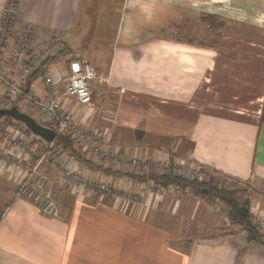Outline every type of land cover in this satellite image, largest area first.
Listing matches in <instances>:
<instances>
[{
  "label": "crops",
  "instance_id": "obj_1",
  "mask_svg": "<svg viewBox=\"0 0 264 264\" xmlns=\"http://www.w3.org/2000/svg\"><path fill=\"white\" fill-rule=\"evenodd\" d=\"M115 1L22 0L15 26L32 24L38 42L57 36L68 53L87 60L101 79L107 76L92 87L99 113L114 102L112 89H146L135 74L147 72L153 122L143 128L131 125L136 117L128 115L124 94L117 117L121 126L141 129L158 144L119 147L120 155L169 166L170 157L184 152L179 154L177 139L185 138L192 144L183 154L189 166L249 186V211L264 215V0H120L118 6ZM95 15L107 23L101 28L98 19L97 37L90 40H111L107 51L75 44L78 27L90 28ZM114 17L115 27L106 29ZM65 66L58 57L46 63L56 75ZM34 83L41 90L38 76ZM63 108L91 132L111 121L75 99L66 100ZM165 140L177 142L167 148ZM71 149L62 161L73 158L89 181L130 195L144 187L145 182ZM39 171L55 182L54 198L64 218L45 216L31 202L13 199L16 184L0 172V264H264V247L246 242L244 232L235 230L220 210L187 190L171 186L162 193L139 194L132 202L101 193L80 200L59 182L53 167L42 164ZM130 173L146 176L143 168ZM225 229L235 234L221 236Z\"/></svg>",
  "mask_w": 264,
  "mask_h": 264
},
{
  "label": "built area",
  "instance_id": "obj_2",
  "mask_svg": "<svg viewBox=\"0 0 264 264\" xmlns=\"http://www.w3.org/2000/svg\"><path fill=\"white\" fill-rule=\"evenodd\" d=\"M21 4L22 0H2L0 5V109L15 106L19 111L25 108L35 112L36 118L26 114L38 124L50 128L55 136L48 143L30 133L18 121L6 124L0 120V172L8 174L16 184L13 199L31 202L45 216L64 218L54 198L55 182L39 171L42 164L53 167L59 182L80 200L101 193L118 195L132 202L139 194H148L147 191L162 193L160 188L154 189L151 184L147 188L144 185L145 188L132 195L126 189L112 190L103 181H89L73 158L69 163L62 161L65 149L56 142L66 137L72 141V147L92 156L107 169L128 172L138 170L140 164L145 165L151 174L170 169L168 164L144 163L139 158L120 155L119 146L110 142L108 130L91 132L70 119L63 108L64 102L75 99L91 107L93 84L101 78L87 60L68 53L57 36H47L38 42L32 24L23 23L16 27ZM55 57L64 59L66 64L65 71L58 72V75L46 67V63ZM36 76L41 79V90L35 86ZM200 168L177 160L172 164L171 172L188 179H200ZM213 207L219 209L218 200ZM248 213L264 237V215Z\"/></svg>",
  "mask_w": 264,
  "mask_h": 264
},
{
  "label": "rangeland",
  "instance_id": "obj_3",
  "mask_svg": "<svg viewBox=\"0 0 264 264\" xmlns=\"http://www.w3.org/2000/svg\"><path fill=\"white\" fill-rule=\"evenodd\" d=\"M120 0H116L114 2V4L116 6H118ZM101 9V8H99ZM82 12H83V8H82ZM99 19V20H98ZM116 19L114 17V23H109L108 26L106 27V29H113L115 27V22H116ZM97 20L100 21V24L99 26H101V28H103V25L105 26L106 23H107V19L105 17H102V18H97V16L95 15L94 18H93V23L91 24L90 28H82L81 26L78 27V32L76 33V41H75V44H77L80 48H90V47H95L96 45L97 46H102L106 51L110 48L112 42L111 40H105L104 42H92L90 39L95 36V38L97 37L95 34H94V31L95 29L98 28L97 26ZM87 24V23H86ZM85 24V26H86ZM83 26V27H85ZM78 34V35H77ZM99 34V33H97ZM102 35V34H101ZM111 34H108L107 32H105V36L106 37H110ZM112 37V35H111ZM72 50H74L75 48H71ZM92 49V48H90ZM96 70V69H95ZM97 72V70H96ZM144 73H147V72H140V75L141 77H138L139 74H135V76H137V78H139L138 80L141 81L140 79L142 80H145V83H146V89H138V88H135V89H124V88H115V89H112L110 94H111V99L112 101H114L113 103H111V105H109V107L106 108V110H100V113H99V108L97 107V104L99 105L100 103L96 102L94 99H93V96L91 97L93 101L90 105H91V110H96L98 111V113L102 116L105 114V116H107L106 118L107 119H111L110 120H106L104 122H106L108 124V126L106 127H103V130H108L109 133L111 131H117L116 135L115 134H112V137H110V142L113 144V146H119V147H124V146H129V145H134L136 143H139V144H146L148 146H152L153 144H158V142L155 141L154 137H152V135H149V134H145L143 132H141V129H132V128H129V127H123L121 126V120L117 117L120 113V109L122 106V104L120 103V95L121 94H124L126 95L127 99L129 100V105H128V108H129V112H128V115L130 116H135L136 119H132L133 121L130 122L131 125H134V126H138L140 128H143V125L144 124H151L152 121V109H153V96H152V80L148 77H146V75L144 76L143 74ZM102 75V74H100ZM139 75V76H140ZM102 79L105 80L107 76H104L102 75ZM101 79V80H102ZM109 79V78H108ZM104 83V82H103ZM105 84H109V80L106 81ZM117 102V104H116ZM93 104H94V107H93ZM97 108V109H96ZM119 111V112H118ZM21 112H25V113H28L30 115H32V117L36 118V113L35 112H31L30 110H27L25 108H22L21 109ZM116 117H117V120H116ZM139 118V119H138ZM123 120V119H122ZM117 121V122H116ZM95 123L97 125L100 124V120H97L95 121ZM116 139V141L113 140ZM117 140H120L117 141ZM178 141L180 140V143H179V146H178V152L179 154H181L180 152L184 151L181 155H178L177 157H175V160H183V162L185 164H188L190 165L191 162L190 160H188L187 156L185 157V154L189 149L192 148V144H190V142L188 140H186L185 138H182V139H177ZM172 141H176V140H172ZM172 141H169V140H165V145H168L167 148L171 147L172 145ZM177 142V141H176ZM174 147H175V144H174ZM173 147V148H174ZM166 148V150H168ZM82 155L85 157V154L82 153ZM128 157H131V156H128ZM140 159V158H139ZM171 161H175V160H172L170 159ZM170 160H169V166L170 164L172 165L173 163H170ZM140 161L146 163V162H154L153 160H146L144 158L140 159ZM194 164V163H193ZM138 167L140 168H143L144 171L146 172V176L147 174H150L146 168H145V165H142L140 164ZM132 171H128V172H125V173H130ZM212 175V174H211ZM211 175H207V174H201V177L200 179L201 180H208L210 178ZM145 176V177H146ZM145 187L147 188V186H149L148 184H150L149 182H145ZM228 186H242L241 184H238L237 182H234L232 180H229L228 183H227ZM144 187V188H145ZM148 194H151V193H154L153 191H147ZM166 193V192H165ZM213 207V206H212ZM215 208V207H213Z\"/></svg>",
  "mask_w": 264,
  "mask_h": 264
},
{
  "label": "trees",
  "instance_id": "obj_4",
  "mask_svg": "<svg viewBox=\"0 0 264 264\" xmlns=\"http://www.w3.org/2000/svg\"><path fill=\"white\" fill-rule=\"evenodd\" d=\"M4 123H11L13 120L9 117L2 119ZM260 123H264V98L260 114ZM65 150H72V141L66 137H61L56 142ZM173 155L170 157L174 159ZM170 163L173 161L170 160ZM171 166V164H170ZM171 170V169H170ZM156 175H148L142 177H133L131 173L123 175L137 179L140 182H149L154 188H160L163 191L171 186L180 188L181 191L187 190L198 199L203 205L212 207L214 203L219 201L220 212L225 215L229 224L235 227V230L243 231L246 242H256L264 247V238L257 227L251 222L249 216V186H228V178L224 175L212 174L208 180L188 179L179 175L173 174L171 171ZM102 171H107L102 170ZM115 174V173H114ZM235 231L225 229L220 232L221 236H232ZM238 257H243V250H239Z\"/></svg>",
  "mask_w": 264,
  "mask_h": 264
},
{
  "label": "water",
  "instance_id": "obj_5",
  "mask_svg": "<svg viewBox=\"0 0 264 264\" xmlns=\"http://www.w3.org/2000/svg\"><path fill=\"white\" fill-rule=\"evenodd\" d=\"M4 117L20 122L30 133L48 143L54 139L55 134L50 128L38 124L30 115L19 111L15 106L8 109H0V119Z\"/></svg>",
  "mask_w": 264,
  "mask_h": 264
}]
</instances>
